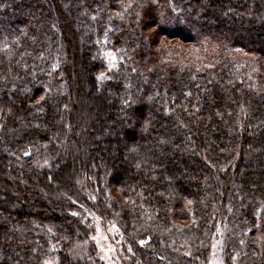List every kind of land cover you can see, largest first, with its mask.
Returning a JSON list of instances; mask_svg holds the SVG:
<instances>
[{
	"label": "trees",
	"instance_id": "trees-1",
	"mask_svg": "<svg viewBox=\"0 0 264 264\" xmlns=\"http://www.w3.org/2000/svg\"><path fill=\"white\" fill-rule=\"evenodd\" d=\"M96 187L142 264H264V0H0V264H98Z\"/></svg>",
	"mask_w": 264,
	"mask_h": 264
},
{
	"label": "rangeland",
	"instance_id": "rangeland-1",
	"mask_svg": "<svg viewBox=\"0 0 264 264\" xmlns=\"http://www.w3.org/2000/svg\"><path fill=\"white\" fill-rule=\"evenodd\" d=\"M104 57L106 68L105 71L98 77L100 83H105L112 78L116 61L112 57H109V53L102 52ZM68 107V106H67ZM86 199L88 204L79 206L75 204L74 209L79 210L80 215L83 216V223L88 221V228L90 232L89 238L84 245L91 247L94 251V256L98 264H142L138 254L136 253L130 239L129 234L125 232L123 228L117 225V221L113 218V215L106 214L100 207H110L109 204L100 201V191L96 188H86ZM118 198V195H115ZM260 218V214L258 215ZM264 221V220H263ZM260 223V225H259ZM264 226L262 219L258 222L257 227L261 230ZM225 232L218 225L217 230L214 231L211 236L210 246L207 248L206 255L198 262V264H237L240 261L239 253L228 245ZM146 240H139L136 242L138 247L143 246ZM230 243V242H229ZM139 244V245H138ZM78 253V248H74L73 256L77 257L76 260L80 264H84V259ZM46 261H51V264H57L54 259L46 258L42 264Z\"/></svg>",
	"mask_w": 264,
	"mask_h": 264
},
{
	"label": "snow or ice",
	"instance_id": "snow-or-ice-1",
	"mask_svg": "<svg viewBox=\"0 0 264 264\" xmlns=\"http://www.w3.org/2000/svg\"><path fill=\"white\" fill-rule=\"evenodd\" d=\"M101 75H103V74H101ZM45 264H51V261H46Z\"/></svg>",
	"mask_w": 264,
	"mask_h": 264
}]
</instances>
